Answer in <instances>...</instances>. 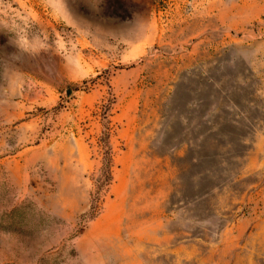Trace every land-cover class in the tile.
Segmentation results:
<instances>
[{
  "label": "rangeland",
  "instance_id": "374dc122",
  "mask_svg": "<svg viewBox=\"0 0 264 264\" xmlns=\"http://www.w3.org/2000/svg\"><path fill=\"white\" fill-rule=\"evenodd\" d=\"M0 264H264V0H0Z\"/></svg>",
  "mask_w": 264,
  "mask_h": 264
}]
</instances>
